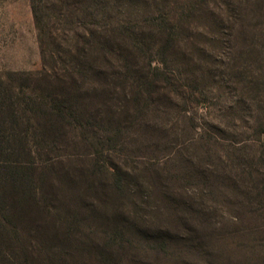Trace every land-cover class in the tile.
<instances>
[{
    "label": "rangeland",
    "instance_id": "obj_1",
    "mask_svg": "<svg viewBox=\"0 0 264 264\" xmlns=\"http://www.w3.org/2000/svg\"><path fill=\"white\" fill-rule=\"evenodd\" d=\"M49 1L45 21L62 48L76 29L86 34L111 17L149 47L135 53L121 31L118 60L103 68L88 60L111 89L98 103L86 99L95 131L78 128L62 149L75 196L50 232L57 246L71 238L70 264H264V0ZM162 16L165 29L175 27L164 62ZM40 36L30 0H0L1 77L27 83L24 72L41 71ZM155 67L177 88L162 89L160 102L155 87L139 86L151 98L128 88ZM95 132L110 142L80 138ZM107 167L122 172L123 192ZM209 171L227 185L200 182ZM14 223L24 242L39 243L41 217L21 213Z\"/></svg>",
    "mask_w": 264,
    "mask_h": 264
},
{
    "label": "trees",
    "instance_id": "obj_2",
    "mask_svg": "<svg viewBox=\"0 0 264 264\" xmlns=\"http://www.w3.org/2000/svg\"><path fill=\"white\" fill-rule=\"evenodd\" d=\"M30 1L35 25L41 34V71L24 72L27 83L20 81L18 73L4 77L0 75V264H70V231L64 230L70 239L58 246L50 232L61 216L60 211L66 207L63 204L71 203L75 196L74 194L72 197L73 188L69 183L68 172L61 169L62 158L67 156L63 155L62 149L65 142H72L76 138L72 132L78 128L88 133L95 131L88 121H93V116L87 113L86 99L91 98L98 103L102 94L111 89V83L99 84L104 72L89 67L88 60H100L102 64L99 62L96 66L106 67L109 60H118L125 53L119 39L113 38L114 34L125 33L126 37H131L126 34L127 26L124 22L117 17H111V21L108 19L103 26H92L90 30H86V34L77 33L76 29L73 39L66 48H62L45 21L44 12L52 9L50 1ZM160 20L157 22V33L161 43L157 52L163 56L164 62L165 55L175 42V27L170 25L165 29L163 22L167 23L164 16ZM131 39L134 42V52L147 55L149 47ZM148 64L150 67L151 61ZM158 76L163 77L158 79ZM170 76L171 74L155 67L152 74L147 70L139 75L137 81H132L128 88L139 98L142 92L147 93L148 98L156 93L160 102L164 97L162 89L177 92ZM121 77L124 75L118 74L115 79L118 81ZM140 84L142 88L152 86L156 90L147 92L139 87ZM257 125L260 132L264 133V124L260 121ZM93 135H80V138L85 141L96 136L99 142L106 144L111 139L107 134L95 132ZM98 169L102 171L101 167ZM112 169L107 167L106 172L114 176L115 187L121 193L125 190L122 185V172ZM211 172L204 176L201 174L198 180L205 182V185L208 183L207 186L210 187L214 183H217L216 187L218 184L227 185L224 184L225 177L215 176L214 179ZM175 176L185 179L184 175ZM54 177L56 181L52 180ZM217 179H221V182L218 183ZM182 203L187 204L186 201ZM21 213H29L35 218L41 217V238L39 243L33 238L34 247L28 245L29 241L24 242L14 223ZM68 224L69 222L63 227Z\"/></svg>",
    "mask_w": 264,
    "mask_h": 264
}]
</instances>
